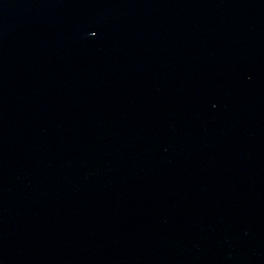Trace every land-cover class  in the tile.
<instances>
[{
    "label": "water",
    "instance_id": "1",
    "mask_svg": "<svg viewBox=\"0 0 264 264\" xmlns=\"http://www.w3.org/2000/svg\"><path fill=\"white\" fill-rule=\"evenodd\" d=\"M0 264H264V0H0Z\"/></svg>",
    "mask_w": 264,
    "mask_h": 264
}]
</instances>
